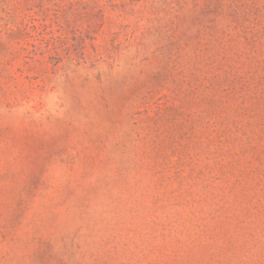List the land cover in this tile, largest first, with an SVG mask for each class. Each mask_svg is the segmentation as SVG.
Masks as SVG:
<instances>
[{
    "label": "rangeland",
    "instance_id": "1",
    "mask_svg": "<svg viewBox=\"0 0 264 264\" xmlns=\"http://www.w3.org/2000/svg\"><path fill=\"white\" fill-rule=\"evenodd\" d=\"M0 264H264V0H0Z\"/></svg>",
    "mask_w": 264,
    "mask_h": 264
}]
</instances>
